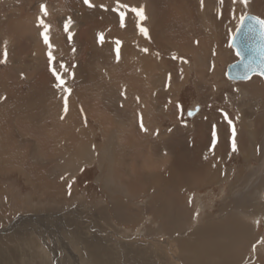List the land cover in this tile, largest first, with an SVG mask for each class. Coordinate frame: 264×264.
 <instances>
[{
    "label": "rangeland",
    "instance_id": "1",
    "mask_svg": "<svg viewBox=\"0 0 264 264\" xmlns=\"http://www.w3.org/2000/svg\"><path fill=\"white\" fill-rule=\"evenodd\" d=\"M42 3L52 49L38 26ZM90 3L94 6L84 0H0V61L5 46L8 52L0 78L9 84L5 89L0 82V130L12 135L0 140V156L17 165L8 172L10 166L4 171L0 162V264H191L189 255L196 252L207 264H264V77L231 82L226 76L239 61L231 47L234 24L245 14L264 18V0H249L247 6L242 0H120L129 9L143 8L146 17L121 9L127 12L123 26L117 0ZM53 5L64 11L61 16ZM64 67L69 76L62 75ZM152 78L160 80L155 89L147 84ZM195 106L201 109L188 117ZM31 113L40 116L35 126L23 119ZM101 115L113 120L104 127L114 130L108 143L126 152L118 159L123 169L119 165L110 173L104 159L102 169L95 163L70 177L67 164L52 153L57 144L40 151L47 145L37 140L49 139L57 119L62 130L57 136L76 123L95 149L104 148L94 120ZM250 123L258 158H246L240 149V142L250 148ZM162 137L157 160L151 161L158 172H133L155 157L150 149ZM217 149L220 160L210 154ZM201 169L208 176L197 172ZM161 174L187 186L139 192ZM123 184H136L133 193ZM164 195L170 199L162 206L168 210L174 199V213L183 218L170 228L152 209ZM115 204L121 209L113 212ZM125 214L135 221L127 222ZM181 243L191 246L183 249Z\"/></svg>",
    "mask_w": 264,
    "mask_h": 264
},
{
    "label": "bare ground",
    "instance_id": "2",
    "mask_svg": "<svg viewBox=\"0 0 264 264\" xmlns=\"http://www.w3.org/2000/svg\"><path fill=\"white\" fill-rule=\"evenodd\" d=\"M51 9L52 10H54V11H56V13H60V16H61V14L64 12V11H62L61 9H59V7H57L56 5H53L52 7H51ZM239 9V8H238ZM151 10V9H150ZM149 10V11H150ZM148 12V11H147ZM151 12V11H150ZM152 13V12H151ZM149 15H151V14H149ZM60 18H64V17H60ZM152 18V17H151ZM172 19V18H171ZM152 21V20H151ZM62 22V21H61ZM239 23V21H237L235 24H234V29L236 30L237 29V27H238V24ZM237 31V30H236ZM134 33H136V32H134ZM130 34V33H129ZM132 34V33H131ZM137 34H138V32H137ZM133 35V34H132ZM137 35H135V36H133V37H136ZM143 38V37H142ZM59 44V43H58ZM216 44V43H215ZM77 45V44H76ZM56 47V46H55ZM58 48V47H57ZM76 49V48H75ZM146 50V49H145ZM136 51V50H135ZM143 51V50H142ZM141 52V51H140ZM149 53V52H148ZM142 54V53H141ZM146 61H148V57H146ZM63 63H64V61H63ZM149 63V62H148ZM19 65V64H18ZM146 65V64H145ZM186 66L188 67V65L186 64ZM190 66V65H189ZM231 66V65H230ZM18 68V67H17ZM32 68H33V70H35L36 68H35V66L34 65H32ZM27 69V68H26ZM62 69V68H61ZM228 69V68H227ZM101 70H103V69H101ZM107 72V71H106ZM28 73V72H27ZM62 73V75H64V76H69V74L71 73H68V72H65V71H63V72H61ZM83 73V72H82ZM33 74V73H32ZM81 74V72H79V74L78 75H80ZM106 74V73H105ZM75 76V75H74ZM257 76V75H256ZM148 77V76H147ZM254 77V76H253ZM148 78H150L151 79V77H148ZM150 79H149V81L147 82V84L148 85H150V87L152 88V89H155V87L156 86H158L157 84L158 83H160V80H154L153 78V80H151L150 81ZM132 80V79H131ZM162 81V80H161ZM233 82H238V81H233ZM142 84V83H141ZM255 84V83H254ZM156 85V86H155ZM252 86V85H251ZM130 87H132V86H129V88ZM253 89V88H252ZM142 90V89H141ZM241 92H242V94L245 96L246 95V91L244 90V89H241ZM153 93V92H152ZM152 98V97H151ZM130 100V99H129ZM151 100V99H150ZM124 102V101H123ZM156 110V109H155ZM43 113V112H42ZM86 113V112H85ZM32 114V115H31ZM30 115H28V116H23V119H26V120H28V123H30L31 124V126H35L36 125V123H38V122H40V120H39V118H40V116H35V114L33 115V113H31ZM96 117V116H95ZM60 120H62V119H60ZM95 122H97V123H99V125H100V127H101V130L103 131L102 133H103V135H104V138H105V140H106V142H107V144L105 143L104 144V148H100V149H95L94 148V146H93V142H92V139H91V137H89V136H86L85 134L84 135H81V133H79L80 131L78 130L79 129V126H78V124H72V125H70V129L69 130H72L70 133H67V134H64L63 133V135H61V136H57L56 134L58 133V132H60L59 130H61L60 128H59V124L61 123L60 121H59V119H57L56 120V122H58V124H56V123H54V125L52 124L51 125V128H52V132L49 134V139H50V141H49V139L48 140H44V139H39V140H37V143H38V146L39 145H43V143H46V147H42V146H39L40 147V151L41 152H44V151H46V148L47 149H49V144H52V143H55V144H57L58 146L56 147H53V148H51V150H53L52 151V153L54 154V156H57V157H59L60 159H61V161H62V164H64V165H66L67 167H68V170H67V172H69L70 173V177L71 176H76V175H78L81 171H82V169H83V167L84 166H88V167H91L92 165H94L95 163H98L99 164V166H100V168L102 169L103 168V166H102V164H103V161H104V159H105V161H107L108 162V171L110 172V173H112L113 174V172L115 171V168H116V166H119V165H121V167H122V169H123V167H124V162H123V160H118V159H120L121 157H122V153H126L125 152V150L123 149V148H118V147H114L112 144H110V143H108L109 141V139H112V137H113V132L112 131H114V130H110V129H113V128H105L104 127V125H108V124H111L112 123V121L113 120H110V121H107L106 120V118L103 116V115H101V116H99L98 118L96 117L95 119ZM10 121H12L11 119H8L6 122L8 123V124H10ZM115 121V120H114ZM44 122L45 121H43V124H44ZM117 124L119 123V125H124V123L122 122V121H120V120H117V121H115ZM252 122V121H251ZM122 123V124H121ZM246 123H248V122H246ZM244 124V123H243ZM242 125V124H241ZM244 125H246V124H244ZM43 126V125H42ZM63 126V125H62ZM72 126V127H71ZM243 126V125H242ZM249 127H248V129L249 130H247L246 131V133H248L247 135V137H249V139H250V148L246 151V150H244V146L242 145V143L240 142V149H242V154L246 157V158H249V157H254V158H258V148H257V146L258 145H256V133H255V129H254V125L252 124V123H250L249 125H248ZM104 129H103V128ZM121 126H118L117 128H120ZM245 127H247V126H245ZM242 128V127H241ZM144 129V128H143ZM147 129V128H146ZM157 129H158V127H157ZM117 130H119V129H117ZM26 131H27V129H26ZM62 131V130H61ZM156 131V130H155ZM6 132V133H5ZM9 132V131H8ZM6 130H0V140H2V141H5V140H9L10 138H12V135H11V133L9 132L8 133ZM133 132V131H132ZM147 133H151V131L150 132H147ZM155 133H157V131L156 132H154L153 133V135L155 134ZM48 134V133H47ZM138 134V133H137ZM117 135V134H116ZM121 138V137H120ZM130 138V137H129ZM161 138V137H160ZM241 138V137H240ZM164 139V137H162V139H157L156 138V140H154L153 142V147H151V149L150 150H152L153 151V155L155 156V157H153V158H151V160L149 159V160H147V161H150L149 163L148 162H143L142 163V165H140L139 166V169L138 170H136L138 167H134L135 169L133 170L132 169V171L133 172H137V171H139L138 173H144V172H146L145 170L146 169H148L149 170V172L150 173H156V172H158V170H157V166L155 167V166H153V163L151 162L152 160H153V162H154V160H157L156 158V151H155V149H156V147L158 146V144H159V141L160 140H163ZM247 139V138H246ZM140 140V139H139ZM1 141V142H2ZM70 141H72V143L70 144V143H68V142H70ZM247 141V140H246ZM245 142V141H244ZM247 143V142H246ZM121 145H122V147L123 146H128V144H124L122 141H121V143H120ZM244 144V143H243ZM120 145V146H121ZM207 146V145H206ZM247 146V145H246ZM1 148V147H0ZM6 148H8V147H6ZM200 148V147H199ZM218 148V147H217ZM9 149V148H8ZM157 150V149H156ZM220 150V149H219ZM218 149L217 150H215L214 152H212V153H210V154H212L213 156H215V158H217V160H220L221 158L219 157L220 155H222V153L219 151ZM151 151V152H152ZM154 151H155V153H154ZM197 151H199V150H197ZM201 151V150H200ZM199 151V152H200ZM6 152V151H5ZM48 152V151H47ZM204 152V151H203ZM209 152V151H208ZM7 153L9 154V152L7 151ZM202 153V152H201ZM200 153V154H201ZM48 154H50V153H48ZM122 154V155H121ZM209 154V153H208ZM192 155H193V153H192ZM5 156V155H4ZM3 155L2 156H0V162L1 161H3V162H5V164H4V166H3V170L5 171V169H6V167L7 166H10V168L7 170L8 172H10V171H12V169H15L16 167L15 166H17V165H14L13 164V162H11V160H7V158L8 157H6L5 156V158H3L2 159V157H4ZM9 156V155H8ZM40 156L41 157H46V156H44V153H40ZM203 156H204V154H203ZM126 157V156H125ZM150 157H152V156H150ZM165 158H164V160H166L165 162H167V163H169L170 162V160H171V156L170 155H167V156H164ZM48 158V157H47ZM155 158V159H154ZM210 158V157H209ZM212 158V157H211ZM214 158V157H213ZM58 160V159H57ZM52 161V160H51ZM163 161V160H162ZM48 162V161H47ZM118 162V164H116ZM209 163V162H208ZM207 165V164H206ZM136 166H137V163H136ZM159 166V165H158ZM162 165H160L159 167H161ZM218 166V165H217ZM120 167V166H119ZM2 168V167H1ZM19 169L21 168V166H19L18 167ZM208 168V167H207ZM207 168H206V170H207ZM210 168H212V167H210ZM106 169V168H105ZM213 169V168H212ZM2 170V171H3ZM107 171V172H108ZM197 172H199L201 175H207L208 176V172H205L204 174H203V170L201 169V170H198ZM169 175V177H166V176H164V175H162L161 174V176L159 175V177H155V176H151L150 178H155V180L154 181H152L153 183L151 184V186L150 187H146V184H143V187H141V188H139V192H147L148 190L149 191H155V193H157V192H159V191H161V190H163V188L164 189H166V190H170V191H173V190H179V189H181L182 187H186L187 186V184H184V183H179V181L177 182L176 180H174L171 176H170V174H168ZM217 175V174H216ZM141 178H146V177H144L143 175H141L140 176ZM108 180H110V179H108ZM200 180V179H199ZM198 180V181H199ZM205 180V179H204ZM202 181V180H201ZM109 182H106V185L108 184ZM179 184V185H178ZM197 185V184H196ZM135 186H136V184H134V185H130V187H129V185L128 186H126L125 184H123V188H126V189H128L129 190V192L131 193H133V190H134V188H135ZM162 192V191H161ZM139 194V193H138ZM130 195H132V194H130ZM170 199V198H168V196H166V195H164V196H161V197H159V199H156V201L154 202L155 204H154V206L152 207V209H155L156 211H155V216H156V219H161V220H163L164 221V223L166 224V226H167V228H170L171 227V223L174 221V222H177V221H179V220H182L183 218H182V216H179V215H177V214H175L174 213V208L176 207L175 205L177 204L176 202L174 203L173 201H174V199H171V202H170V208L167 210V209H165V207H163L162 206V204L164 203V202H162V201H164V199ZM121 205H122V203H121ZM121 205L120 204H115V206H113L112 207V211L113 212H116V210H119V209H121ZM151 209V210H152ZM158 210V211H157ZM173 210V213L171 212ZM176 213H177V211H176ZM173 214H175L174 216H173ZM120 215V214H119ZM126 216H124V215H122V216H124L125 217V219L127 220V222H134L135 221V216L133 215V214H129V215H127V214H125ZM181 215V214H180ZM116 216V215H115ZM120 217V216H119ZM119 217H118V219H119ZM180 218V219H179ZM155 219V218H154ZM123 221V220H122ZM125 222V221H124ZM157 222V221H156ZM180 222V221H179ZM232 223V222H231ZM231 223H229L228 222V224H229V226H231L230 224ZM163 225V224H162ZM170 227H169V226ZM255 225H257V224H255ZM176 226V225H175ZM178 226V225H177ZM224 226V225H223ZM226 226V225H225ZM218 228H220V226H217ZM141 231L142 230H139L138 231V233H141ZM241 234V232H239V235ZM206 236V235H205ZM210 236V235H209ZM203 238H204V235H203ZM209 238V237H208ZM206 239H207V236H206ZM160 241V240H159ZM98 242V241H97ZM160 243V242H159ZM99 244V243H98ZM172 244V243H171ZM97 245V244H96ZM191 245H186V246H184L183 247V244L181 243V247L183 248V249H187L188 247H190ZM148 248L152 251V253H153V259H156L157 260V256H156V252L157 251H155V249L152 247V246H150V245H148ZM114 251V250H113ZM171 252V251H170ZM199 252H196V253H190V255H189V261L191 262V264H194V261H197L198 262V264H207L206 262H203V260L202 259H199V258H197L199 255ZM141 256H144V255H141ZM172 257V256H171ZM203 257H204V255H203ZM139 258H142V257H139ZM148 259L151 261V259L148 257ZM173 259V258H172ZM154 261V260H152V262L154 263V262H156L157 263V261ZM188 262V261H187ZM263 262H264V260H263ZM147 264H150V262H147ZM189 264V263H188Z\"/></svg>",
    "mask_w": 264,
    "mask_h": 264
},
{
    "label": "snow or ice",
    "instance_id": "3",
    "mask_svg": "<svg viewBox=\"0 0 264 264\" xmlns=\"http://www.w3.org/2000/svg\"><path fill=\"white\" fill-rule=\"evenodd\" d=\"M243 4L247 6L249 0H242ZM85 4H88L89 7H93L90 3V0H84ZM117 8L116 11L119 13V19L121 26L124 25L125 17L127 15V12L122 11L121 9H129V6L127 4L120 3V0H117ZM103 7V5H101ZM40 10L42 13L41 17H38V26L43 28V31L41 35L43 36L44 43L48 45L49 49H52L54 45L50 42V25L45 22L43 17H47L49 15L47 5L41 4ZM131 13H134L137 17H139L140 20L145 19L144 16V10L143 8H137V7H131L129 9ZM71 24V19L64 24V30L67 31L69 25ZM141 31L147 35V30L141 28ZM237 34H242L241 38V44H236L235 39ZM258 34L259 36V47H251L248 44V41L253 39V35ZM71 35V34H69ZM232 47L236 48V55L240 57V62L237 67H242L243 72L242 74L238 73V78L243 80L250 79L253 75H259L261 77H264V18H260L257 16H248V15H241L239 17V27L237 28L236 34L233 36V45ZM49 57L51 59H54L52 56V52L49 51L48 53ZM256 55L259 56V62L256 61ZM7 47L5 46L4 52H3V61L0 62H6L7 61ZM63 67V65H62ZM64 71L67 72L68 68L64 67ZM57 79H60L59 76H57ZM64 81L60 79V85H63ZM60 85H57L58 87ZM67 91H71L70 89H66ZM192 112H189V115H192ZM228 123L231 125L232 121L229 120ZM141 127L143 128V123H141ZM235 128L233 126L232 130V136H233V143L232 148L233 151L236 150V144H235Z\"/></svg>",
    "mask_w": 264,
    "mask_h": 264
},
{
    "label": "water",
    "instance_id": "4",
    "mask_svg": "<svg viewBox=\"0 0 264 264\" xmlns=\"http://www.w3.org/2000/svg\"><path fill=\"white\" fill-rule=\"evenodd\" d=\"M248 16L252 17L253 15L251 14H248ZM237 32V31H236ZM236 34V33H235ZM241 38H242V34H237L236 35V39H235V43L236 44H241ZM248 44L251 46V47H259V36L258 34H254L253 35V39L249 40L248 41ZM233 45V39L231 41V47ZM234 48V47H233ZM235 51H236V48H234ZM239 57V56H238ZM259 56L256 55V61L259 62ZM239 62H240V57H239V61L233 63L231 66L228 67L227 69V73H226V76L228 78L229 81L233 82V81H247V80H243V79H240L238 78V73L242 74L243 72V69L242 67H237V65H239ZM253 76H256V75H253ZM252 76V77H253ZM259 76V75H257ZM251 77V78H252ZM250 78V79H251ZM249 80V79H248ZM201 109L200 106H195L193 109H189L187 111V115L188 117H194L198 112L199 110ZM189 112H192L193 114L192 115H189Z\"/></svg>",
    "mask_w": 264,
    "mask_h": 264
},
{
    "label": "crops",
    "instance_id": "5",
    "mask_svg": "<svg viewBox=\"0 0 264 264\" xmlns=\"http://www.w3.org/2000/svg\"><path fill=\"white\" fill-rule=\"evenodd\" d=\"M8 79V78H7ZM0 82H5V89L9 88V84L7 81L3 80L2 78H0Z\"/></svg>",
    "mask_w": 264,
    "mask_h": 264
}]
</instances>
